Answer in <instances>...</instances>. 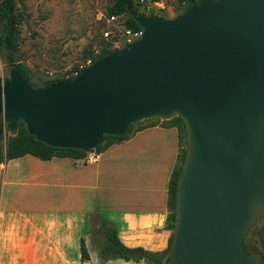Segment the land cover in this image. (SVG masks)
I'll return each mask as SVG.
<instances>
[{"label":"water","instance_id":"1","mask_svg":"<svg viewBox=\"0 0 264 264\" xmlns=\"http://www.w3.org/2000/svg\"><path fill=\"white\" fill-rule=\"evenodd\" d=\"M141 29L119 52L32 87L7 61L0 114L36 141L96 148L131 124L179 116L186 155L163 264H261L244 245L264 215V0H190L173 17L129 8ZM258 237L264 249V226Z\"/></svg>","mask_w":264,"mask_h":264},{"label":"crops","instance_id":"2","mask_svg":"<svg viewBox=\"0 0 264 264\" xmlns=\"http://www.w3.org/2000/svg\"><path fill=\"white\" fill-rule=\"evenodd\" d=\"M179 152L177 128L158 122L112 142L94 162L31 154L0 162V264H152L103 259L94 250L82 262L80 240L88 245L95 217L127 247L164 250L172 234L165 227L168 182Z\"/></svg>","mask_w":264,"mask_h":264},{"label":"rangeland","instance_id":"3","mask_svg":"<svg viewBox=\"0 0 264 264\" xmlns=\"http://www.w3.org/2000/svg\"><path fill=\"white\" fill-rule=\"evenodd\" d=\"M165 1L166 7L160 9L146 8L135 0L140 11L154 12L163 18L173 17L187 7L182 0ZM111 2L112 0H17V45L11 54L0 46V77L5 79L9 74L8 55L12 56L14 63L26 67L30 79L37 83L68 76L74 70L88 65L92 55L107 45L102 30ZM2 27L0 19V33ZM146 123L143 121L141 124ZM0 130L1 147L5 151L13 131L8 129L2 114ZM180 145H185L183 133ZM1 200L2 184L0 205ZM99 221L94 217L88 231L87 245L88 250L97 252L99 246L93 228Z\"/></svg>","mask_w":264,"mask_h":264},{"label":"trees","instance_id":"4","mask_svg":"<svg viewBox=\"0 0 264 264\" xmlns=\"http://www.w3.org/2000/svg\"><path fill=\"white\" fill-rule=\"evenodd\" d=\"M182 1L185 2L187 6L189 5L190 0H182ZM16 5H17V0H0V19L3 23V27L0 33V46L8 54H11L15 50V47L17 45L18 27H17ZM138 6L139 4L135 2V0H112L111 4L107 8L106 16L111 14H125L127 24L131 28L140 29L137 23L132 19L131 15L129 14V8H134L136 10H139ZM112 51L119 52L121 50H112L109 48L107 44L102 49L95 52L92 55L91 60H93L96 56L100 54L112 52ZM14 66L18 69L20 75L32 87H40L50 83L59 82L65 78L74 75L76 72H78L81 69L80 68L74 70L73 73L68 76L46 79V80H42L40 83H37V82H33L30 79V76L28 74L29 72L26 67L18 63H14ZM143 121H146L147 123L142 125L141 123ZM158 122H160V124H162L163 126L176 127L178 130L179 142L181 140V133H183V136L185 138V145L184 147L180 145V152L178 154L177 163L172 170L168 182V199H167L168 214L166 217L165 227L170 230H173L174 221H175L177 181L186 155V151H185L186 130L183 120L179 116H173L170 119L150 118L139 121L135 124H131L128 130L121 136L105 135L101 143L95 148V150L103 151L112 142H118L127 139L135 131L142 129L146 126L154 125ZM1 133L2 131L0 130V162H4L12 158L20 157L25 154H31L40 159H50L54 156H60V157L68 156L81 160H83V158L86 155V152L80 149L56 148L46 145L42 142L36 141L33 136H30L26 132L24 124L22 122L18 123V128L14 130L13 135L9 137L5 153H3L1 147ZM93 230L94 233H96L97 235V245L99 246V250H98L99 255L103 259H113V258H123L126 260L144 259L145 261L152 264H163L172 241V234H171L169 237L168 245L164 250L159 252H152L145 250L141 247L130 248L125 246L119 240L116 229L105 220L99 221V223L94 225ZM244 245L246 247V239L244 241ZM89 258H90L89 250L85 244L84 239L81 238L80 259L82 262H85L89 260Z\"/></svg>","mask_w":264,"mask_h":264},{"label":"built area","instance_id":"5","mask_svg":"<svg viewBox=\"0 0 264 264\" xmlns=\"http://www.w3.org/2000/svg\"><path fill=\"white\" fill-rule=\"evenodd\" d=\"M140 5L146 8L166 7L165 0H137ZM104 28L102 30L103 38L112 50H122L127 48L132 42L139 38L141 29L131 28L126 21L125 14H111L104 17ZM92 60L89 59L87 63ZM83 68V67H82ZM100 156V151L94 149L86 152L83 158L84 162H94Z\"/></svg>","mask_w":264,"mask_h":264},{"label":"flooded vegetation","instance_id":"6","mask_svg":"<svg viewBox=\"0 0 264 264\" xmlns=\"http://www.w3.org/2000/svg\"><path fill=\"white\" fill-rule=\"evenodd\" d=\"M264 226V215L260 216L253 227L245 235L247 250L258 257L261 264H264V249L258 237L260 229Z\"/></svg>","mask_w":264,"mask_h":264}]
</instances>
